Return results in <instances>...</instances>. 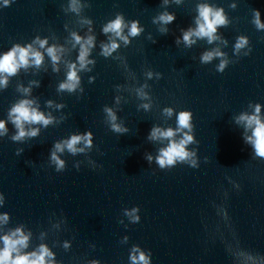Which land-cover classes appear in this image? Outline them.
Masks as SVG:
<instances>
[{
    "label": "water",
    "instance_id": "1",
    "mask_svg": "<svg viewBox=\"0 0 264 264\" xmlns=\"http://www.w3.org/2000/svg\"><path fill=\"white\" fill-rule=\"evenodd\" d=\"M203 2L223 8L228 16L230 24L218 30L226 47L206 40L190 48L184 44L181 29L195 27L196 6ZM69 3L0 0V54L37 36L48 38L49 46L65 45L67 53L70 32L84 36L87 19L97 37L89 57L96 63L88 66L91 72L79 74L83 93L57 92L66 69L61 63L54 73L47 56L43 68L21 69L7 89H0V120H7L11 106L25 98L17 86L27 87L32 80L40 81V87L27 98H36L41 111L64 117L23 143L10 139L15 134L10 122L8 135L0 137V194L5 198L0 214L10 216L5 230L24 225L32 232L27 251L46 243L57 264H130L133 246L150 252L151 264H254L248 255L264 259V159L255 157L242 139L251 136V129L237 122L241 114H255L256 105L264 122V31L252 23L253 10L264 22V0H183L180 5L168 0L165 6L163 0H79V15L69 11ZM164 11L176 16L166 35L159 32L164 25L152 23ZM117 14L126 22L139 21L144 32L106 59L100 55V43L107 42L102 28ZM239 36L249 40L247 56V48L234 54ZM216 47L229 61L223 73L216 70L219 59L200 62L205 51ZM77 56L78 46L64 58L75 62ZM156 73L161 74L158 80ZM90 77L94 82L89 83ZM48 100L65 107L47 108ZM143 104L150 105L148 111ZM105 106L116 113L126 134L111 131ZM168 107L175 110L171 118L163 113ZM180 111L193 114L191 134L198 143L188 148L196 150L199 168L177 164L161 170L155 157L167 142L147 137L153 126L175 128ZM88 131L91 151L76 156L66 151L61 155L66 168L57 172L50 164L54 143ZM18 149L24 150L19 156ZM145 154L153 156L152 164ZM132 208H139V223L124 215ZM42 232L47 233L43 241ZM65 241L71 244L68 250Z\"/></svg>",
    "mask_w": 264,
    "mask_h": 264
},
{
    "label": "clouds",
    "instance_id": "2",
    "mask_svg": "<svg viewBox=\"0 0 264 264\" xmlns=\"http://www.w3.org/2000/svg\"><path fill=\"white\" fill-rule=\"evenodd\" d=\"M7 3V0H5ZM183 0H173V3L180 5ZM168 4V0H163V6ZM230 7L235 9L237 5L231 4ZM69 11L80 14L81 5L79 0H70ZM198 15L194 19L195 27H189L186 30L181 29L182 39L187 47H191L196 43V40H206L209 45L214 43L223 44L227 46V40L218 34V30L222 27H227L230 20L225 11L221 7L210 5L207 2L199 3L196 6ZM252 23L258 31H264V22L261 20V14L258 10H253ZM176 19L175 14L164 11L155 17L152 21L153 24L164 25V28L159 29L161 34H167L168 28L166 26L172 24ZM86 23L90 25L88 31L84 36L79 35L76 31L70 32V40L66 43L71 44V49L67 51L65 45L53 43L49 46V39H41L37 36L31 43L21 46L14 44L10 50L0 54V89H7L10 79L19 74L21 69L27 72L30 68L37 70L43 68L45 57L47 56L51 62V68L54 73L60 72L61 63L66 69V79L60 82L57 88L58 93L67 92L74 94L77 91L83 93L81 87V72H91L92 68L89 65H95L96 61L89 59L93 49L96 47L97 37L93 34L92 21L87 19ZM67 27V26H65ZM127 29V34H125ZM144 29L140 26L139 21L126 22L122 14H117L114 20L109 21L102 28V34L107 37V42H101L100 55L104 58L113 56L121 47V43L127 47L131 43L130 38L140 36ZM195 37L196 39H193ZM148 39L152 40L149 36ZM119 41V43H118ZM155 43V40H152ZM175 43L179 45L180 39L177 38ZM78 56L75 62L66 58L72 50L77 49ZM247 48L244 55L247 56L251 52L249 47V40L246 36L237 37L234 45V54L239 55L242 49ZM119 59V57H117ZM214 59H219L220 63L217 71L223 73L227 68L229 61L226 58V53L222 52L219 47L213 48L210 51H205L201 57L202 64H209ZM46 70V69H45ZM153 72L148 71V79H152ZM157 80L161 78L160 73H156ZM94 82V78L89 79V83ZM40 87V81L32 80L27 87L23 85L17 86V91L25 98L18 100L14 103L7 115V120H0V137L8 135L9 129L7 127L10 122L15 128V134L10 137L13 142L23 143L29 139L36 138L40 135L41 128L47 129L49 126L58 125L64 119L61 117L57 119L51 112L45 113L40 110V105L36 98H27L32 96L33 88ZM119 88V87H118ZM142 98L148 99V96L143 91L138 93ZM118 102V98H117ZM47 108H55L61 110L65 107L64 104H56L52 100L46 101ZM142 107L145 111L149 110V104H143ZM103 111L107 114L109 119L111 131L116 134H126L128 129L122 128L120 124L116 123L117 115L110 107L105 106ZM173 108H164L163 113L171 118L174 115ZM260 105H256L255 114L249 116L241 114L237 122H243L246 129H251V136L246 139L242 137L245 144H250L254 150L255 157L264 159V122L260 118ZM193 114L190 111H180L176 113V127L161 128L153 126L147 137L149 141H157L166 145L158 150L155 157V163L161 170L171 169L177 164H187L191 168H199L196 150H189L188 146L197 144L198 141L194 138L193 133ZM78 145H82L78 147ZM93 148V134L88 131L83 134H73L67 139L60 140L54 143L50 150V164L55 166L57 172H63L66 168V163L61 159L66 151L72 156L78 154H86ZM23 149L17 150V155L23 153ZM145 159L149 164L153 162V156L145 154ZM89 163L95 167L94 162L89 160ZM76 168L79 169V163ZM238 187V186H237ZM5 203L3 194H0V207ZM139 208H132L131 210L125 209L124 215L128 217L129 221L133 224L139 223L140 216L137 214ZM226 215V214H225ZM10 222V216L7 213L0 214V264H57L55 253L49 248L46 243H40L34 250L27 251L30 247L32 232L26 231L24 225H20L15 229L5 230ZM123 223V221H120ZM60 224L55 227L59 228ZM47 233L42 232L39 239L43 241ZM128 237H124L122 243H127ZM71 244L67 241L64 242L63 248L68 250ZM254 264H264V259H258L248 255ZM130 264H151V253L145 252L139 246H133L129 256ZM89 264H100L98 260H92Z\"/></svg>",
    "mask_w": 264,
    "mask_h": 264
}]
</instances>
